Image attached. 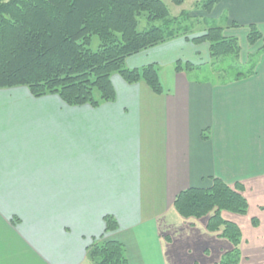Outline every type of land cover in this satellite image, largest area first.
<instances>
[{
	"label": "crops",
	"instance_id": "obj_1",
	"mask_svg": "<svg viewBox=\"0 0 264 264\" xmlns=\"http://www.w3.org/2000/svg\"><path fill=\"white\" fill-rule=\"evenodd\" d=\"M200 2L190 16L244 46L255 26L262 40L248 48L256 54L264 0H219L210 13ZM186 43L174 39L126 60L129 69L157 65L160 95L118 75L114 101L97 108L33 98L25 87L0 90V264H91L86 249L99 238L122 244L129 264H199L167 258L165 245L173 235L187 240L197 225L206 230L207 218L183 219L172 203L184 190L210 188L212 178L240 185L247 202L244 229L230 221L241 232L239 264H264V252L257 263L250 254L264 251V52L252 75L212 83L174 70L178 60L200 69L191 58L203 44L188 51ZM105 216L115 231L105 233Z\"/></svg>",
	"mask_w": 264,
	"mask_h": 264
},
{
	"label": "trees",
	"instance_id": "obj_2",
	"mask_svg": "<svg viewBox=\"0 0 264 264\" xmlns=\"http://www.w3.org/2000/svg\"><path fill=\"white\" fill-rule=\"evenodd\" d=\"M170 1L178 7L186 0ZM218 2L201 0L197 8L210 13ZM188 15L182 12L172 18L160 0H0V90L25 87L33 98L57 96L69 107L97 108L115 99L113 75L129 85L142 81L160 95L157 65L129 69L126 60L178 37L196 46L208 44L212 59L239 58L238 39L226 37L221 27H209L189 39L188 28L183 26ZM247 31L249 47L262 40L255 26ZM94 38L98 43L93 49ZM263 52L264 40L248 58L249 71L237 74L235 80L252 75ZM194 69L190 62H175L177 73ZM241 190L238 184L231 188L212 178L210 188L184 190L172 203L183 219L207 218L206 230L221 231L219 237L233 245L221 264L240 263V229L222 219L221 213L246 214L248 206ZM103 219L105 233L117 229L113 217ZM86 255L91 264H129L123 245L115 241L93 240Z\"/></svg>",
	"mask_w": 264,
	"mask_h": 264
},
{
	"label": "rangeland",
	"instance_id": "obj_3",
	"mask_svg": "<svg viewBox=\"0 0 264 264\" xmlns=\"http://www.w3.org/2000/svg\"><path fill=\"white\" fill-rule=\"evenodd\" d=\"M160 1L164 3V5H166L169 11V15L171 17L179 16V8H178L179 6L176 7L172 5L170 0H160ZM192 2L193 0L188 1L187 14L189 13V15L188 18L183 19V26L187 27L189 31V33L187 34L188 35L187 37L189 39L199 36L200 35L199 32L202 31L204 28L213 27V24L210 21H207L208 23L206 26L205 23L202 21V19L190 16L191 13L189 12V6L190 4H192ZM193 12H195V10ZM141 27L142 26H140L139 30H141ZM180 38L185 39L184 37H178L176 39H180ZM188 42L189 43H186L187 45H184V47H186L187 50L190 51L189 48L191 49L192 43L190 41ZM238 42L241 51L239 54V58L237 60L233 56H227L219 59H212L209 57L208 44H203V46L198 47L201 51L200 53L201 56L198 57V59L196 60L194 59V57L191 59H193V61H196V63H198L200 69L195 71L185 72L186 76L190 79L195 78L200 80H208L212 83H218V82L227 83L233 81L236 78L237 74L247 73L249 71V66H250L247 63L248 58L249 56L255 55V53L251 51L252 49L249 50L250 47L248 48V45L244 46L242 44L241 38H239ZM97 43L98 42L96 38H94L93 49L95 47V44ZM204 49L206 51H204ZM187 50L183 49V51H187ZM181 61L187 62L185 60H181ZM244 61H246V63H243ZM234 186H232L231 188H233ZM221 214H222V219L232 222L235 221L234 223L239 224L242 227V229H244V224L241 223L242 220L244 219L243 217L228 212H223ZM200 222L203 221L201 220ZM196 228L198 229H195V231H193V234L187 240H185L186 238H183L184 237L183 235H178V236L173 235L172 237L174 240H171L173 243L172 246H168V244L165 245L167 249L164 252L165 256L167 258L173 256L177 259L183 258L189 261L193 260V261H197L199 264H221L222 257L225 254H228L229 252L232 251L233 245L228 240L219 237L221 231L211 234L204 228L201 230L198 227V225ZM101 241H103V238H99L98 242ZM91 244L92 242L90 243V245ZM221 249L224 252L220 254ZM229 249L230 251H228ZM245 251H247V249H245ZM263 252H264L263 250L262 252H260V249L258 250L256 247H253V249H251L250 252L253 262L256 261L257 263L259 256L262 255ZM240 258L242 259V254L240 255ZM89 263L91 262L89 261ZM181 264H185V262Z\"/></svg>",
	"mask_w": 264,
	"mask_h": 264
}]
</instances>
